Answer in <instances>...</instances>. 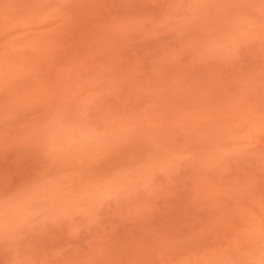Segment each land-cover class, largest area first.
Segmentation results:
<instances>
[{
    "label": "rangeland",
    "instance_id": "374dc122",
    "mask_svg": "<svg viewBox=\"0 0 264 264\" xmlns=\"http://www.w3.org/2000/svg\"><path fill=\"white\" fill-rule=\"evenodd\" d=\"M0 264H264V0H0Z\"/></svg>",
    "mask_w": 264,
    "mask_h": 264
}]
</instances>
